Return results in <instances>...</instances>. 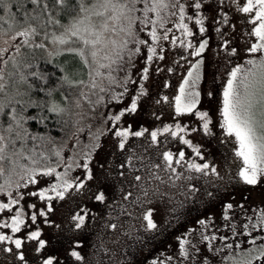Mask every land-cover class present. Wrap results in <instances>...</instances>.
<instances>
[{
  "label": "snow or ice",
  "instance_id": "obj_1",
  "mask_svg": "<svg viewBox=\"0 0 264 264\" xmlns=\"http://www.w3.org/2000/svg\"><path fill=\"white\" fill-rule=\"evenodd\" d=\"M258 188L264 0H0V264H264Z\"/></svg>",
  "mask_w": 264,
  "mask_h": 264
},
{
  "label": "rangeland",
  "instance_id": "obj_2",
  "mask_svg": "<svg viewBox=\"0 0 264 264\" xmlns=\"http://www.w3.org/2000/svg\"><path fill=\"white\" fill-rule=\"evenodd\" d=\"M178 35V33H177ZM215 40V36L211 37L210 40V49L207 50L206 52V59L209 62V66L207 69V73H208V78L210 79L214 68H215V57H214V52L216 49V45L213 42ZM139 67V65H137V68ZM205 87H207V81H205ZM136 121L143 123L144 119L143 116H138L136 117ZM253 201H257L259 202L262 198H264V195H262L260 189L258 188L256 191H253L251 193V197H250ZM206 209L204 208H200V211L203 212ZM209 211H215L216 208L215 206L211 209H208ZM62 210H57L56 214L53 216L54 219L59 218L60 212ZM182 226L181 224H177L175 226V228L172 230L173 232H175V234H179L180 231H182ZM174 243V236L173 235H164V236H157L153 241H151V243L149 244V249H146L142 254H140L137 257V264H140L141 261L145 260V258H147L148 260H150L152 258V256L154 255H158L160 252L165 251L166 249L169 248L170 245H173Z\"/></svg>",
  "mask_w": 264,
  "mask_h": 264
}]
</instances>
